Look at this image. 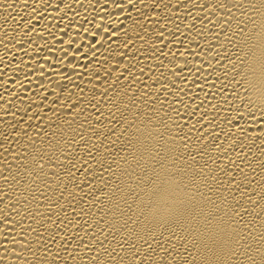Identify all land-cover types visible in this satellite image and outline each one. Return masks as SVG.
<instances>
[{
    "label": "bare ground",
    "instance_id": "1",
    "mask_svg": "<svg viewBox=\"0 0 264 264\" xmlns=\"http://www.w3.org/2000/svg\"><path fill=\"white\" fill-rule=\"evenodd\" d=\"M257 9L0 0V264H264Z\"/></svg>",
    "mask_w": 264,
    "mask_h": 264
},
{
    "label": "clouds",
    "instance_id": "2",
    "mask_svg": "<svg viewBox=\"0 0 264 264\" xmlns=\"http://www.w3.org/2000/svg\"><path fill=\"white\" fill-rule=\"evenodd\" d=\"M252 16L256 18L252 22L255 25V31L252 33V43L249 48V73L251 81H254L261 72V60L264 59V12L257 9ZM206 235L205 247L211 251L222 238H218L215 233ZM224 243L227 244V241L225 240Z\"/></svg>",
    "mask_w": 264,
    "mask_h": 264
}]
</instances>
